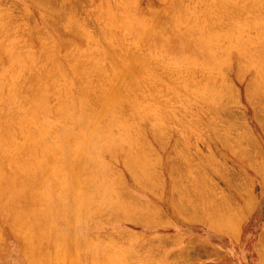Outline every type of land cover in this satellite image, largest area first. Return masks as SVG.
I'll return each mask as SVG.
<instances>
[{
  "label": "rangeland",
  "instance_id": "obj_1",
  "mask_svg": "<svg viewBox=\"0 0 264 264\" xmlns=\"http://www.w3.org/2000/svg\"><path fill=\"white\" fill-rule=\"evenodd\" d=\"M260 1L0 0V264H264Z\"/></svg>",
  "mask_w": 264,
  "mask_h": 264
},
{
  "label": "bare ground",
  "instance_id": "obj_2",
  "mask_svg": "<svg viewBox=\"0 0 264 264\" xmlns=\"http://www.w3.org/2000/svg\"><path fill=\"white\" fill-rule=\"evenodd\" d=\"M216 1H217V0H216ZM234 1H235V0H234ZM236 1H237V0H236ZM240 1H241V0H239V2H240ZM249 1H250V0H249ZM261 1H262V0H261ZM261 1H260V2H261ZM212 2H213V1H212ZM242 2H243V1H242ZM260 2H257V3H260ZM243 3H244V2H243ZM255 3H256V2H255ZM263 3H264V2H263ZM217 4H218V3H217ZM203 5H204V4H203ZM211 5H212V3H211ZM213 5H214V4H213ZM238 5H240V4L238 3ZM207 7H208V6H207ZM225 7H227V6H224V10H225ZM246 7H247V6H246ZM248 7H249V6H248ZM227 8H228V7H227ZM227 8H226V9H227ZM216 9H217V8H216ZM211 10H212V9H211ZM247 10H248V9H247ZM208 11H209V10H208ZM204 12H205V11H204ZM204 12H203V13H204ZM228 12H229V10H228ZM230 12H231V11H230ZM206 13H208V12H206ZM226 13H227V12H226ZM195 14H196V13H195ZM202 15H203V14H202ZM208 15H209V14H208ZM218 15H219V14H218ZM233 15H234V14H233ZM249 15H250V14H249ZM216 16H217V15H216ZM200 17H201V16H200ZM206 17H207V16H206ZM218 17H219V16H218ZM115 18H116V17H115ZM178 18H180V17H178ZM181 18H182V17H181ZM203 18H204V17H203ZM219 18H220V17H219ZM225 18H226V16H225ZM225 18H224V19H225ZM227 18H228V17H227ZM234 18H236V17H234ZM212 20H213V19H212ZM238 20H239V17H238ZM118 21H119V19H118ZM122 22H123V21H122ZM211 22H212V21H211ZM223 22H224V21H223ZM239 22H240V21H238V23H239ZM121 24H122V23H121ZM213 24H214V23H213ZM218 24H219V23H218ZM240 24H241V23H240ZM207 25H209V24H207ZM235 25H236V24H235ZM261 25H262V24H261ZM203 26H204V25H203ZM214 27H215V26H214ZM214 27H213V28H214ZM216 27H217V26H216ZM211 28H212V27H211ZM207 29H208V31H209V28H207ZM98 30H99V29H98ZM100 30H101V29H100ZM203 30H204V29H203ZM210 31H211V30H210ZM212 31H213V30H212ZM204 32H205V31H204ZM219 32H220V31H219ZM234 32H235V31H234ZM76 33H77V32H76ZM91 33H92V32H91ZM98 33H99V32H98ZM228 34H229V33H228ZM118 35H119V34H118ZM229 36H230V35H229ZM92 38H93V37H92ZM89 39H90V38H89ZM90 40H91V39H90ZM116 40L118 41V39H116ZM94 41H95V40H94ZM111 41H112V40H111ZM214 41H215V40H214ZM230 41H231V40H230ZM253 41H254V40H253ZM98 42H99V41H98ZM102 42H103V41H102ZM250 42H251V41H250ZM125 44H126V43H125ZM98 46H99V45H98ZM128 48H129V47H128ZM121 49H122V47H121ZM104 50H105V48H104ZM145 50H146V49H145ZM75 51H76V50H75ZM107 51H108V50H107ZM118 51H119V50H118ZM73 52H74V51H73ZM127 52H128V51H127ZM65 53H66V52H65ZM135 53H136V52H135ZM135 53H134V54H135ZM74 54H75V53H74ZM118 54H119V53H118ZM118 54H117V55H118ZM123 54H124V51H123ZM130 54H131V53H130ZM56 55H57V54H56ZM105 55H107V54H105ZM114 55H115V54H114ZM120 55H122V54H120ZM110 56H112V58L114 57V56L111 55V54H110ZM115 56H116V55H115ZM124 56H125V55H124ZM124 56H123V57H124ZM128 56H129V55H128ZM73 57H74V56H73ZM108 57H109V55H108ZM25 58H26V57H25ZM53 58H55V57H53ZM69 58H70V57H69ZM79 58H80V57H79ZM106 58H107V57H106ZM110 58H111V57H110ZM119 58H122V57H119ZM138 58H139V55H138ZM138 58H137V59H138ZM153 58H154V57H153ZM66 59H67V58H66ZM77 59H78V58H77ZM83 59H84V58H83ZM83 59H82V61H83ZM107 59H108V58H107ZM139 59H141V57H140ZM28 60H29V59H28ZM58 60H59V59H58ZM67 60H68V59H67ZM73 60H74V59H73ZM78 60H80V59H78ZM111 60H114V59H111ZM126 60H128V59H126ZM52 61H53V60H52ZM65 61H66V60H65ZM114 61H115V60H114ZM123 61L125 62L124 59H123ZM139 61H140V60H139ZM158 61H159V60H158ZM7 62H8V61H7ZM24 62H25V61H24ZM30 62H32V60H31ZM46 62H47V61H46ZM48 62H49V61H48ZM48 62H47V63H48ZM59 62H60V61H59ZM66 62H68V61H66ZM14 63H15V62H14ZM14 63H13V64H14ZM25 63H26V62H25ZM33 63H34V62H33ZM56 63H57V60H56ZM73 63H74V62H73ZM77 63H78V62H77ZM77 63H76V64H77ZM111 63H113V61H112ZM147 63H148V62H147ZM28 64L31 66L30 63H28ZM28 64H27V66H28ZM48 64H49V63H48ZM114 64H115V63H114ZM114 64H113V65H114ZM138 64H139V63H138ZM44 65H45V63H44ZM81 65L84 66V64H81ZM139 65H140V64H139ZM170 65H171V64H170ZM0 66H1V65H0ZM30 66H28V67H30ZM33 66H34V65H33ZM45 66H48V65L46 64ZM117 66L119 67L118 64H117ZM145 66H146V63H145ZM145 66H144V67H145ZM49 67H50V66H49ZM66 67H67V66H66ZM74 67H77V66H74ZM121 67H122V66H121ZM121 67H119V68H121ZM130 67H131V66H130ZM136 67H137V66H136ZM153 67H154V66H153ZM0 68H1V67H0ZM20 68H21V67H20ZM47 68H48V67H47ZM50 68H51V67H50ZM71 68H72V70H73V67H71ZM90 68H91V67H90ZM2 69H3V68H2ZM2 69H1V70H2ZM25 69H26V67H25ZM28 69H29V68H28ZM28 69H26V70L28 71ZM30 69H31V68H30ZM52 69H54V68H52ZM52 69H50V70H52ZM74 69H75V68H74ZM84 69H85V68H84ZM161 69H162V68H161ZM194 69H195V68H194ZM20 70H21V69H20ZM23 70H24V66H23ZM31 70H32V69H31ZM33 70H34V69H33ZM33 70H32V71H33ZM38 70H39V69H38ZM44 70H45V69H43V66H42V73H43V74L40 76L41 72L39 71L40 74H39V77L37 76V78H36V77H31L30 75H33V74H30V72H29L28 76H30V78H31V79L29 78L30 81L28 80V77H26L27 80H28V82L26 81V78H25V81L27 82V84L29 83L28 86H30L31 84H33V85H31V86L33 87L34 85H36V83H38V80H40L39 82L41 83V81H43L44 78H45V77H44V74H45L46 72H45ZM67 70H68V69H67ZM76 70H77V69H76ZM80 70H82V69H80ZM150 70H151V69H150ZM27 71H26V72H27ZM32 71H31V72H32ZM46 71H47V70H46ZM73 71H74V70H73ZM77 71H78V70H77ZM115 71H116V70H115ZM137 71H138V70H137ZM152 71H153V70H152ZM199 71H200V70H199ZM21 72H22V70H21ZM34 72H36V71H34ZM74 72H75V71H74ZM164 72H165V71H164ZM194 72H195V71H194ZM24 73H25V72H24ZM32 73H33V72H32ZM68 73H69V72H68ZM115 73L118 74V73H120V72H118V73L115 72ZM139 73H140V72H139ZM155 73H156V72H155ZM35 74H37V72H36ZM35 74H34V75H35ZM184 74H185V73H184ZM186 74H187V73H186ZM188 74H189V73H188ZM191 74H192V73H191ZM195 74H196V73H195ZM24 75H25V74H24ZM26 75H27V74H26ZM26 75H25V76H26ZM49 75H50V73H49ZM78 75H79V74H78ZM81 75H82V74H81ZM91 75H92V74H91ZM91 75H90V76H91ZM96 75H98V74H96ZM137 75H139V74H137ZM148 75H149V74H148ZM213 75H214V74H213ZM217 75H218V74H217ZM20 76H21V75H20ZM52 76H53V77H52ZM75 76H76V74H75ZM150 76H151V75H150ZM152 76H153V75H152ZM167 76H168V75H167ZM174 76H175V75H174ZM189 76H190V75H189ZM40 77H41V78H40ZM42 77H43V80H41ZM47 77H48V79H49L50 77H51V79H52V78H54V75H51L50 77L47 76ZM47 77L45 78V80L48 81ZM72 77H73V76H72ZM92 77H94V75H92ZM170 77H171V76H170ZM184 77H185V75H184ZM198 77H199V76H198ZM17 78H18V77H17ZM23 78H24V77H23ZM23 78H22V79H23ZM39 78H40V79H39ZM73 78H74L73 80L76 79L75 77H73ZM82 78H83V77H82ZM89 78H90V77H89ZM115 78H116V76H115ZM140 78H141V77H140ZM140 78H139V79H140ZM186 78H188V77L186 76ZM194 78H195V76H194ZM256 78H257V77H256ZM1 79H2V78H1ZM160 79H161V78H160ZM168 79H169V78H168ZM168 79H167V80H168ZM202 79H203V78H202ZM217 79H218V78H217ZM217 79H216V81H217ZM224 79H226V78H224ZM224 79H223V80H224ZM18 80H19V79H18ZM31 80H32V82H34V83H32ZM34 80H35L36 82H35ZM49 80H50V79H49ZM76 80H77V79H76ZM80 80H81V79H80ZM89 80H90V79H89ZM199 80H200V79H199ZM199 80H198V81H199ZM77 81H79V80H77ZM77 81H76V82H77ZM82 81H83V80H82ZM82 81H81V83H82ZM84 81H85V78H84ZM144 81H145V80H144ZM155 81H156V80H155ZM187 81H189V80H187ZM201 81H202V80H201ZM204 81H205V80H204ZM256 81H257V80H256ZM18 82H19V81H18ZM55 82H56V80H55ZM55 82H54V83H55ZM74 82H75V81H74ZM86 82H87V81H86ZM214 82H215V81H214ZM16 83H17V82H16ZM20 83H21V82H20ZM30 83H31V84H30ZM47 83H48V82H47ZM51 83H52V82H51ZM51 83H50V84H51ZM81 83H80V84H81ZM193 83H194V82H193ZM5 84H6V83H5ZM23 84H24V83H23ZM23 84H22V86H23ZM27 84H24V85H27ZM42 84H43V82H42ZM75 84H76V83H75ZM95 84H96V82H95ZM136 84H137V82H136ZM171 84H172V83H171ZM173 84H174V83H173ZM191 84H192V83H191ZM9 85H10V84H9ZM40 85H41V84H40ZM40 85L37 84L38 87H40ZM45 85H46V83H45ZM54 85H55V84H54ZM54 85H53V86H54ZM57 85H58V84H57ZM57 85H55V86H57ZM61 85H62V84H60V88L63 86V85H62V86H61ZM92 85H93V84H92ZM92 85H91V86H92ZM98 85H99V84H98ZM132 85H133V84H132ZM167 85H168V84H167ZM175 85H176V84H175ZM180 85H181V84H180ZM220 85H221V84H220ZM224 85H225V83H224ZM3 86H4V85H3ZM17 86H18V85H17ZM19 86H21V85H19ZM28 86H27V87H28ZM133 86H134V85H133ZM137 86H138V85H137ZM173 86H174V85H173ZM190 86H191V85H190ZM193 86H194V84H193ZM216 86H217V85H216ZM245 86H246V85H245ZM15 87H16V86H15ZM25 87H26V86H25ZM42 87H43V85H41L40 89H42ZM46 87H49V85L46 86ZM50 87H51V86H50ZM75 87H76V86H75ZM75 87H74V88H75ZM80 87H81V85H80ZM80 87H79V88H80ZM85 87H87V86L85 85ZM95 87L97 88V86H95ZM130 87H131V86H130ZM147 87H148V86H147ZM162 87H163V86H162ZM22 88H23V87H21L20 89H22ZM33 88L35 89V86H34ZM52 88H53V87H52ZM52 88H51V89H52ZM134 88H135V87H134ZM142 88H143V87H142ZM177 88H179V87H177ZM213 88H214V87H213ZM224 88H225V86H224ZM231 88H232V87H231ZM252 88H253V87H252ZM262 88H263V87H262ZM26 89H28V88H26ZM34 89H32V95H31L32 97H29V98H31V99H29L28 97L26 98V104L29 103V100L32 101L33 98L35 97V95L37 96V92H38L37 90H38V89H37V87H36L35 90H34ZM45 89H46V88H45ZM45 89H44V90H45ZM49 89H50V88H49ZM49 89H48V90H49ZM51 89H50V90H51ZM76 89H77V88H76ZM131 89H132V87H131ZM135 89H136V88H135ZM160 89L162 90V88H160ZM190 89H191V87H190ZM190 89H189V91H190ZM227 89H228V88H227ZM24 90H25V88H24ZM33 90H34V91H33ZM77 90H78V89H77ZM77 90H76V91H77ZM97 90H98V89H97ZM182 90H183V89H182ZM192 90H193V89H192ZM215 90H216V89H215ZM18 91H19V90H18ZM18 91H17V89H16L17 94H19ZM25 91L30 92V91H31V87H30L28 90H25ZM40 91H41V90H40ZM42 91H43V90H42ZM52 91H53V90H52ZM84 91H85V88H84ZM135 91H136V90H135ZM198 91H199V90H198ZM249 91H250V90H249ZM16 92H15V93H16ZM22 92H23V90H22ZM28 92H27V93H28ZM45 92H46V91H45ZM48 92H49V91H48ZM53 92H55V91H53ZM60 92H62V90H61ZM72 92H73V90H72ZM80 92H82V91H80ZM90 92H91V90H90ZM125 92H126V91H125ZM25 93H26V92H25ZM74 93H75V92H74ZM74 93H73V94H74ZM76 93H77V92H76ZM107 93H108V92H107ZM129 93H131V92H129ZM129 93H128V94H129ZM161 93H162V92H161ZM262 93H263V92H262ZM262 93H261V94H262ZM13 94H14V93H13ZM17 94H16V95H17ZM20 94H21V93H20ZM38 94H39V92H38ZM87 94H88V91H87ZM134 94H135V93H134ZM188 94H189V93H188ZM205 94H206V93H205ZM234 94H235V93H234ZM24 95H26V94H24ZM79 95H80V94H79ZM98 95H99V94H98ZM129 95H130V94H129ZM138 95H139V94H138ZM162 95H163V94H162ZM192 95H193V94H192ZM222 95H223V94H222ZM222 95H221V96H222ZM249 95H250V94H249ZM263 95H264V94H263ZM14 96H15V94H14ZM22 96H23V95H22ZM55 96H56V95H55ZM88 96H89V95H88ZM94 96H95V95H94ZM104 96H106V99H107V94H105ZM112 96H114V95H112ZM163 96H164V95H163ZM189 96H190V94H189ZM215 96H216V95H215ZM247 96H248V95H247ZM15 97H19V96L17 95V96H15ZM23 97H24V96H23ZM25 97H26V96H25ZM61 97H62V95H61ZM91 97H92V95H91ZM117 97H118V96H117ZM120 97H121V96H120ZM158 97H159V96H158ZM183 97H184V96H183ZM200 97H201V96H200ZM200 97H199V98H200ZM20 98H21V97H20ZM39 98H41V97L39 96ZM39 98H38V96H37L36 99L34 98L35 103H38V102L40 101V100L38 101ZM46 98H47V97H46ZM57 98H58V97H57ZM62 98H63V97H62ZM83 98H84V97H83ZM104 98H105V97H104ZM118 98H119V97H118ZM118 98H117V99H118ZM121 98H123V97H121ZM184 98H186V97H184ZM191 98H192V97H191ZM221 98H222V97H221ZM27 99H28V100H27ZM41 99H42V98H41ZM86 99H87V98H86ZM98 99H99V98H98ZM112 99H113V100L110 102V105L114 102V100H116V99H114V98H112ZM129 99H130V97H129ZM129 99H128L127 101H129ZM134 99H135V97H134ZM20 100H22V99H20ZM47 100H48V99H47ZM146 100H147V99H146ZM156 100H157V99H156ZM187 100H188V99H187ZM31 101H30V102H31ZM37 101H38V102H37ZM77 101H78V100H77ZM99 101H100V100H99ZM131 101H132V100H131ZM139 101H140V100H139ZM158 101H159V100H158ZM164 101H165V100H164ZM184 101H185V100H184ZM257 101H258V99H257ZM20 102H21V101H20ZM22 102H25V101H22ZM22 102L20 103V105H21V104L24 105V103H22ZM116 102H117V104H120V101H116ZM116 102H115V103H116ZM132 102H135V100L132 101ZM132 102H130V103H132ZM193 102H194V101H193ZM200 102H201V101H200ZM200 102H199V103H200ZM46 103H47V102H46ZM90 103H91V102H90ZM130 103H128V104L131 105ZM139 103H140V102H139ZM152 103H153V102H152ZM205 103H206V102H205ZM210 103H211V102H210ZM255 103H257V102H255ZM29 104H30V103H29ZM40 104H41V103H39V105H40ZM42 104H43V103H42ZM47 104H48V103H47ZM132 104H133V103H132ZM156 104H157V102H156ZM200 104H202V103H200ZM203 104H204V103H203ZM258 104H260V102H258ZM61 105H62V104H61ZM67 105H68V104H67ZM103 105H104V103H103ZM112 105H113V104H112ZM29 106H30V105H29ZM115 106H116V104H115ZM121 106H122V102H121ZM123 106H124V104H123ZM123 106H122V107H123ZM198 106H200V105H198ZM26 107H27V105H26ZM33 107H34V106H33ZM35 107H36V105H35ZM69 107H70V106H69ZM71 107H72V106H71ZM73 107H74V106H73ZM95 107H96V106H95ZM102 107H103V106H102ZM125 107H126V106H125ZM128 107H129V106H128ZM191 107H192V106H191ZM5 108H6V107H5ZM12 108H13V107H12ZM28 108H29V107H28ZM28 108L26 109V111H28ZM59 108H60V107H59ZM98 108H99V107H98ZM100 108H101V107H100ZM140 108H141V106H140ZM256 108H257V106H256ZM258 108H259V106H258ZM37 109H38V108H37ZM64 109H65L64 112L66 113V110L69 109V108H67V109L64 108ZM75 109H76V108H75ZM116 109H117V108H116ZM125 109H126V108H125ZM195 109H196V108H195ZM195 109H194V110H195ZM199 109H200V108H199ZM218 109H219V108H218ZM5 110H6V109H5ZM29 110L33 111V109H31V108H29ZM57 110H58V109H57ZM69 110L71 111V109H69ZM123 110H124V109H123ZM127 110H128V108L126 109V111H127ZM200 110H202V109H200ZM31 111H30V112H27V113L30 115ZM45 111H46V110H45ZM53 111H54V110H53ZM62 111H63V109H62ZM93 111H94V109H93ZM145 111H146V110H145ZM202 111H203V110H202ZM49 112H50V110H49ZM67 112H68V111H67ZM117 112H118V109H117ZM127 112H128V111H127ZM164 112H165V111H164ZM23 113H24V112H23ZM23 113H22V114H23ZM203 113H204V111H203ZM203 113H202V114H203ZM225 113H226V112H225ZM12 114H13V113H12ZM31 114H32V113H31ZM40 114H41V113H40ZM51 114H52V112H51ZM53 114H54V113H53ZM208 114H209V113H208ZM261 114H262V113H261ZM17 115H18V114H16V111H15L14 114H13L12 116H16V118L13 117V118H15V119H17L18 117H21V116H19V115H21L20 113H19L18 116H17ZM62 115H63V114H62ZM165 115H166V114H165ZM169 115H170V114H169ZM220 115H221V114H220ZM263 115H264V114H263ZM10 116H11V114H10ZM65 116H66V115H65ZM163 116H164V114H163ZM202 116H203V115H202ZM214 116H215V115H214ZM259 116H260V115H259ZM45 117H46V116H45ZM121 117H122V116H121ZM164 117H165V116H164ZM204 117H205V116H204ZM206 117H207V116H206ZM0 118H1V117H0ZM11 118H12V117H11ZM22 118H23V117H22ZM22 118H20L19 121L16 120V121H17L16 123H18V122H20V121L22 122V121H23V120H21ZM127 118H128V117H127ZM213 118H214V117H213ZM221 118H222V116H221ZM8 119H9V117H8ZM18 119H19V118H18ZM60 119H61V118H60ZM69 119H70V118H69ZM124 119H126V118L124 117ZM209 119H210V118H209ZM54 120H55V119H54ZM126 120H127V119H126ZM126 120H125V121H126ZM206 120H207V119H206ZM93 121H94V120H93ZM103 121H104V120H103ZM192 121H193V120H192ZM197 121H198V120H197ZM10 122H12V120H11ZM181 122H182V121H181ZM258 122H259V121H258ZM0 123H1V122H0ZM3 123H4V122H3V119H2V124H3ZM5 123H6V122H5ZM5 123H4V124H5ZM121 123H122V122H121ZM202 123H203V122H202ZM36 124H37V123H36ZM197 124H198V123H197ZM0 125H1V124H0ZM6 125H7V124H6ZM15 125H16V124H15ZM23 125H24V124H23ZM210 125H212V124H210ZM2 126H3V125H2ZM2 126H0V130L3 129ZM8 126H9V125H8ZM137 126H138V125H137ZM1 127H2V129H1ZM6 127H7V126H6ZM20 127H21V126H20ZM42 127H44V126H42ZM4 128H5V127H4ZM9 128H10V129L8 130V128H7L6 131L8 130V131L10 132V134L12 133V135H13L14 132H16V131L13 130V131H14V132H13V131L11 130V128L13 129L14 127H10V126H9ZM16 128H17V127L15 126V129H16ZM121 128H122V127H121ZM240 128H241V127H240ZM21 129H22V128H21ZM38 129H39V127H38ZM45 129H46V128H45ZM47 129H48V128H47ZM47 129H46V130H47ZM244 129H245V128H244ZM10 130H11V131H10ZM16 130H17V129H16ZM72 130H73V129H72ZM4 131H5V130L3 129V132H4ZM6 131L4 132V135H5V136H6L7 133H9V132L6 133ZM39 131H41L40 133L42 134V128H41V130H39ZM135 132H136V131H135ZM1 133H2V132H0V134H1ZM43 133H44V132H43ZM51 133H53V132H51ZM246 133H247V132H246ZM2 134H3V133H2ZM10 134H8V135H10ZM41 134H40V135H41ZM46 134H47V132H45V135H46ZM133 134H134V133H133ZM194 134H195V133H194ZM15 135H16V133H15ZM15 135H14V136H15ZM237 135H238V134H237ZM247 135H248V134H247ZM5 136H4V137H5ZM10 136H11V135H10ZM10 136H9V137H10ZM79 136H80V135H79ZM249 136H251V135H249ZM249 136H248V137H249ZM2 137H3V136H2ZM2 137L0 136L1 139H3ZM12 137H13V136H12ZM16 137H18V133H17V136H15V139L17 140ZM42 137H43V136H42ZM130 137H131V136H130ZM240 137H241V136H240ZM5 139H6V138H5ZM10 139H11V138H10ZM33 139H34V138H33ZM38 139H41V137L38 138ZM70 139H72V138H70ZM141 139H142V138H141ZM8 140H9V138H8ZM8 140L6 139V141H8ZM4 141H5V140H4ZM17 141H18V140H17ZM71 141H72V140H71ZM138 141H139V140H138ZM1 142H2V141L0 140V143H1ZM9 142H10V141H9ZM27 142H28V141H27ZM10 143H11V142H10ZM10 143L7 142V143H2V144H3V145L5 146V148H6V145H7V144H10ZM39 143H40V142H39ZM71 143H72V142H71ZM137 143H138V142H137ZM141 143H142V142H141ZM144 143H145V142H144ZM5 144H6V145H5ZM17 144H18V143H17ZM42 144H43V143H42ZM11 145H13V144L11 143V144L8 145V146H11ZM132 145H133V143H132ZM139 146H140V145H139ZM2 147H3V146H2ZM2 147H0V148H2ZM36 147H37V146H36ZM133 147H134V146H133ZM5 148H4V149H5ZM8 148H9V147H7V149H8ZM2 150H3V149H2ZM9 150H10V148H9ZM12 150H13V148H12ZM16 150H17V149H16ZM35 150H36V149H35ZM38 150H39V149H38ZM47 150H48V149H47ZM134 150H135V149H134ZM138 150H139V149H138ZM30 151H31V150H30ZM136 151H137V150H136ZM4 152H5V150H4ZM50 152H51V151H50ZM14 153H15V152H14ZM128 153H129V152H128ZM2 154H3V153H2ZM2 154H1V155H2ZM5 154H6V153H5ZM58 154H59V153H58ZM1 155H0V160H1V158L4 157V156L1 157ZM3 155H4V154H3ZM25 155H26V154H25ZM36 155H37V154H36ZM38 155H40V153H38ZM40 156H41V155H40ZM49 156L53 157L51 154H50ZM131 156H132V155H131ZM137 156H139V155H137ZM26 157H27V156H26ZM36 157H37V156H36ZM16 158H17V157H16ZM263 158H264V157H263ZM4 159H5V158H3V160H4ZM8 159H9V158H8ZM28 159H29V158H28ZM30 159H31V158H30ZM55 159H56V158H55ZM135 159H136V157H135ZM259 159H260V158H259ZM6 160H7V159H6ZM17 160H18V159H17ZM4 161H5V160H4ZM37 161L39 162V159H38ZM30 162H31V161H30ZM30 162H29V163H30ZM11 163H12V162L10 161V164H11ZM31 163H32V162H31ZM31 163H30V164H31ZM55 163H56V162H55ZM55 163H54V164H55ZM133 163H134V162H133ZM2 164H3V163L1 162V165H2ZM10 164H9V166H10ZM36 164H37V163H36ZM252 164H253V162H252ZM258 164H259V163H258ZM261 164H262V163H261ZM5 165H7V164L4 163V166H5ZM12 165H13V164H12ZM135 165H136V164H135ZM146 165H147V164H146ZM256 165H257V164H256ZM263 165H264V164H263ZM4 166H3V167H4ZM34 166H35V165H34ZM37 166H38V164H37ZM49 166H50V165H49ZM54 166H55V165H54ZM56 166H57V163H56ZM58 166H59V165H58ZM254 166H255V165H254ZM0 167L2 168V166H0ZM5 167H6V166H5ZM12 167H13V166H12ZM47 167H48V166H47ZM131 167H132V166H131ZM59 168H60V167H59ZM59 168H58V169H59ZM146 168H147V167H146ZM52 169H53V167H52ZM141 169H142V168H140V170H141ZM256 169H257V168H256ZM4 170H5V169H4ZM54 170H55V169H54ZM142 170H143V169H142ZM144 170H145V169H144ZM252 170H253V169H252ZM0 171H2V170H0ZM45 171H46V170H45ZM50 171H51V169H50ZM56 171H57V170H56ZM46 172H47V171H46ZM46 172H45V173H46ZM58 172H59V171H58ZM241 172H242V171H241ZM263 172H264V171H263ZM244 173H245V172H244ZM141 174H142V173H141ZM143 174H145V173H143ZM21 175H22V174H21ZM236 175H237V174H236ZM137 176H138V174H137ZM146 176H147V175H146ZM238 176H239V175H238ZM21 177H22V176H21ZM23 178H24V177H23ZM238 178H240V177H238ZM241 178H243V177H241ZM146 179H147V178H146ZM3 181H4V180H3ZM143 181H144V180H143ZM239 181H240V180H239ZM19 182H20V181H19ZM119 182H120V181H119ZM139 182H141V181H139ZM144 183H145V182H144ZM21 184H22V183H21ZM23 184H24V183H23ZM56 184H58V183H56ZM236 184H237V183H236ZM238 184H239V183H238ZM240 184H241V183H240ZM244 184H245V183H244ZM248 184H249V183H248ZM251 184H252V183H251ZM249 185H250V184H249ZM7 186H8V185H7ZM17 186H18V185H17ZM53 186H54V184H53ZM141 186H143V185H141ZM247 186H248V185H247ZM55 187H56V186H55ZM195 187H196V186H195ZM17 188H19V187H17ZM52 188H53V187H52ZM241 188H242V187H241ZM245 188H246V187H245ZM91 189H92V188H91ZM243 189H244V188H243ZM246 189H247V188H246ZM251 189H252V188H251ZM56 190H57V189H56ZM12 191H13V190H12ZM249 192H250V191H249ZM22 199H23V198H22ZM21 201H22V200H21ZM22 202H23V201H22ZM231 202H232V201H231ZM227 204H228V203H227ZM229 204H231V203L229 202ZM225 206H226V205H225ZM227 206H228V205H227ZM227 206H226V207H227ZM230 206H231V205H230ZM116 208H117V207H116ZM16 210H17V209H16ZM57 210H58V209H57ZM233 210H234V209H233ZM221 212H222V211H221ZM97 213H98V212H97ZM195 213H197V212H195ZM54 214H55V213H54ZM212 214H213V213H212ZM222 214H223V213H222ZM55 215H56V214H55ZM57 215H58V214H57ZM57 215H56V216H57ZM234 215H235V214H234ZM234 215H233V217H234ZM194 216H195V215H194ZM197 216H198V215H197ZM210 216H212V215H210ZM215 216H216V215H215ZM218 216H219V215H218ZM229 216H230V215H228V218H229ZM225 217H227V216L225 215ZM235 218H236V216H235ZM235 218H234V219H235ZM32 219H33V218H32ZM211 219H212V218H211ZM213 220H215V218H213ZM221 220H222V219H221ZM225 220H227V219H225ZM23 221L26 222L27 220H23ZM215 222H216V221H215ZM23 223H24V222H23ZM224 223H226V222H224ZM228 223H229V222H228ZM27 224H28V222H27ZM210 224H211V223H210ZM25 225H26V224H25ZM214 225H216V224H214ZM227 226H228V225H227ZM24 227L26 228L27 225L24 226ZM28 227H29V226H28ZM215 227H216V226H215ZM218 227H220V226H218ZM222 227L224 228V226H222ZM25 228H24V230H25ZM26 229H27V228H26ZM22 230H23V229H22ZM24 230H23V231H24ZM28 230H29V229H28ZM218 230H219V229H218ZM27 232H28V231L25 230V231H24V234H26ZM263 232H264V231H263ZM261 234H263V233H261ZM27 235L29 236V234H27ZM27 235H26V236H27ZM263 235H264V234H263ZM28 238H30V236H29ZM260 238H261V237H260ZM263 238H264V237H263ZM263 238H262V239H263ZM262 242H263V241H262ZM260 244H261V243H260ZM260 244H258V245H260ZM262 244H264V243H262ZM262 244L258 247V249H259L261 246H264V245H262ZM25 247H26V246H25ZM56 248H57V247H56ZM260 249H262V248H260ZM54 251H55V250H54ZM36 253H37V252H36ZM106 253H107V252H106ZM209 253H210V252H209ZM53 254H54V253H53ZM113 254H114V252H113ZM263 254H264V253H263ZM75 255H76V254H75ZM215 255H216V254H215ZM32 256H33V255H32ZM48 256H49V255H48ZM111 256H113V255H111ZM70 258H71V257H70ZM104 258H105V257H104ZM53 260H54V258H53ZM54 261H55V260H54ZM70 261H71V260H70ZM102 261H103V260H102ZM127 261H128V260H127ZM100 262H101V261H100Z\"/></svg>",
  "mask_w": 264,
  "mask_h": 264
},
{
  "label": "crops",
  "instance_id": "obj_3",
  "mask_svg": "<svg viewBox=\"0 0 264 264\" xmlns=\"http://www.w3.org/2000/svg\"><path fill=\"white\" fill-rule=\"evenodd\" d=\"M205 241H207V240L205 239ZM208 242H209V241H208ZM214 249H216V250L213 251V252H215V253H220V252L222 251L221 249H217V248H214ZM204 250L207 251L208 248L204 246L203 251H204ZM219 259H221V258H219ZM219 261L221 262V260H219Z\"/></svg>",
  "mask_w": 264,
  "mask_h": 264
}]
</instances>
